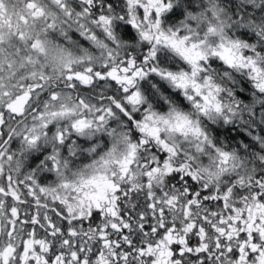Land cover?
Segmentation results:
<instances>
[{
	"label": "snow or ice",
	"instance_id": "obj_1",
	"mask_svg": "<svg viewBox=\"0 0 264 264\" xmlns=\"http://www.w3.org/2000/svg\"><path fill=\"white\" fill-rule=\"evenodd\" d=\"M82 2V10L73 12L66 0H0V18L20 16L24 27L30 29L31 20L41 28L26 33L18 26L27 60L21 59L19 72L13 63L0 73V264H264V176L242 172L235 185L221 183L223 173L241 167L236 157L217 149L207 166L194 163L193 155L181 153V142L189 141L196 153L211 146L196 119L176 108L163 115L143 108L144 98L136 90L138 79L156 73L184 90L196 113L219 114L228 105L218 99L222 89L200 76V62L216 56L247 70L264 92L259 63L264 57L241 55L249 45L224 36L214 4L215 21L203 14L191 17L207 25L199 35L187 25L186 34L161 28L159 16L170 7L165 0H126V15L117 18L127 19L150 45L138 61L122 55L124 45L112 33L110 11L90 15L98 0ZM64 23L99 55L84 49L75 57L66 52ZM97 29L106 38H98ZM53 31L64 38L57 45L63 70L50 79L40 61L47 57L46 36ZM213 36L219 43L210 46ZM161 46L178 54L191 72L161 69L155 63ZM100 81L114 82V91L97 92ZM138 110L143 111L139 119ZM116 115L134 122V140L107 127ZM54 121L68 125L58 131V142L69 131L105 132L112 144L78 171L66 172L67 165L53 154L49 159L58 165L57 181L41 186L33 172H21L22 162L9 145L19 138L21 151L35 148ZM169 174L181 178L173 183ZM184 176L198 186L186 183Z\"/></svg>",
	"mask_w": 264,
	"mask_h": 264
},
{
	"label": "trees",
	"instance_id": "obj_2",
	"mask_svg": "<svg viewBox=\"0 0 264 264\" xmlns=\"http://www.w3.org/2000/svg\"><path fill=\"white\" fill-rule=\"evenodd\" d=\"M98 2L103 13L110 11L113 17L111 30L117 40L124 45L122 55H130L142 61L148 46L142 42L139 43L134 34L120 26L118 22L117 17L123 14L122 0H98ZM105 4L108 5L107 8ZM212 4L219 11L224 36L249 45V49L243 50V55L254 53L256 56L264 57V0H212V3L210 0H173L171 11L160 18L161 27L172 28L181 22L194 27L198 24L191 17H199L201 14L215 21L216 18L211 16ZM198 27L200 31L206 30L207 25L201 22ZM155 63L161 69L173 73L184 69L175 55L165 50L157 52ZM259 63L264 66V60ZM205 70L214 82L222 85L220 99L224 103L233 105L236 112L230 116L227 123L219 121L211 124L212 131L209 135L212 145L224 152L237 151L238 153H241L240 148L245 146L247 164L253 170L251 175L264 176V160L261 159L264 157V93L253 90L256 99L252 103L250 80L245 73L228 68L216 56L207 57ZM106 87L109 88L107 91L104 89L98 92L111 94L114 91L111 83L108 82ZM136 90L148 102L154 103L155 98H159L184 108L181 98L170 90L167 83L150 72L137 81ZM136 116L139 117L137 113ZM126 124L130 125L129 122ZM177 179L180 178L174 175V180ZM187 182L194 188L198 186L190 177Z\"/></svg>",
	"mask_w": 264,
	"mask_h": 264
},
{
	"label": "flooded vegetation",
	"instance_id": "obj_3",
	"mask_svg": "<svg viewBox=\"0 0 264 264\" xmlns=\"http://www.w3.org/2000/svg\"><path fill=\"white\" fill-rule=\"evenodd\" d=\"M122 2L123 14L119 15L118 17H123L126 15V0H122ZM66 3L73 12H79L83 8L82 0H66ZM105 7L107 8L108 5L105 4ZM171 9L172 8H170L169 11H171ZM102 13V7L98 2L91 10L90 15H98ZM140 14L142 15V9L140 10ZM122 20L125 21L124 19H119V25L126 28L130 33L134 34L135 38H137L135 32L136 29L129 22H122ZM28 23L31 25L30 29L24 27L25 21L21 19L20 16L5 15L3 18H0V37H2L0 38V73L6 74L9 66L13 63H15L17 66V72L21 71V69H19V63L21 59L23 58L25 61L27 60V57L23 55L21 49H24L25 52H27L28 49L24 48V41L19 39L18 26L23 28L26 33L41 31L39 24H33L31 20H29ZM61 27L64 28V31L68 37V41L66 43L70 42L72 49H75L77 47V41L80 38L79 32L75 27L71 26L70 23H64L61 25ZM46 39L51 41L57 49V45L61 44L64 38L60 35L59 31H53L47 34ZM137 40L139 43L142 42L139 39ZM66 43H64L62 46L67 47ZM106 84L107 83L103 81L97 82L96 91L98 92L104 89L107 91L109 88L106 87ZM254 84L255 82L250 79V86L252 89L250 98H252L254 95L253 90L262 92L259 89H255ZM116 87L118 88V86ZM80 88L84 91H87V87L84 85H80ZM126 122H129L130 125L126 124ZM62 127L67 128L68 125L64 122L54 121L50 123L45 128V138L39 141L35 148L21 151L22 145L19 138L14 139L9 145L10 150L13 153H17L18 158L22 162L21 172H33L34 178L38 184H41V186H49L57 181V176L54 169L58 167V165H52V162L49 159V157H51L53 154H55L58 161L67 165V168L65 169L66 172L78 171L89 164L93 159L98 158V154L106 151L107 147H111L112 138L109 137L105 132H98L92 135H81L73 131H69L67 132L64 141L58 142L55 137ZM107 127L117 131L126 132L129 140H134V138L138 135V131L135 128L134 122H130L129 120H126L125 117L120 115L110 118ZM20 178L22 179L23 176L21 175ZM178 178L181 177L178 176ZM182 178L186 183H188L187 176ZM168 179L170 182H175L173 174H169ZM236 179V175H231L224 180L222 179L220 182L223 184H228L231 182L233 185H235ZM3 180L6 183L7 177L5 176ZM24 191L26 192L27 190L25 189ZM206 194H208L207 191L202 193V195ZM28 199L31 200L32 198L28 197ZM56 203L58 204V202ZM31 211H35L34 206Z\"/></svg>",
	"mask_w": 264,
	"mask_h": 264
},
{
	"label": "rangeland",
	"instance_id": "obj_4",
	"mask_svg": "<svg viewBox=\"0 0 264 264\" xmlns=\"http://www.w3.org/2000/svg\"><path fill=\"white\" fill-rule=\"evenodd\" d=\"M165 2H166V4L170 5V7H167L166 10L160 14L159 19H160V17L163 14H165L166 12H168L170 10V8L172 6V3H173V0H165ZM124 20L125 21L122 20V22H128L127 19H124ZM184 25L185 24L181 22L180 24H177L176 26H174L172 28H169V27H166V26L164 27V29L162 27L161 28L163 30H165V31L168 30V29L179 30V33L186 34V30L184 28ZM188 28L197 29V33L199 35H203V33L206 31L204 29L203 30L201 29V31H200L198 25L194 26V27H189L188 26ZM96 31L98 33H100V36L98 38H106V34L102 33V30L97 29ZM135 32H136V35H137V39L141 40L137 30H135ZM77 42H78L77 43V47L74 49L77 54H80V50L84 49V50H87L92 55H99V50L96 49L86 39H84V37L80 36V38L78 39ZM142 43L146 44L148 46V49H149L150 45L146 41H142ZM217 43H219V37L218 36H213V37L209 38L210 46H215V44H217ZM247 49H249V48H247ZM162 50H165L167 52H171L172 54H174L175 57L177 58V60L183 65V67H184L183 70L178 71V72H174V73H179V72L190 73L191 72V66L186 61H184L178 54H176L175 52H173V51H171L168 48L163 47V46H161L158 49V51H162ZM241 55L243 56V50H242ZM216 58L219 61H221L228 68L234 69L235 71H238V72L242 71V72L245 73V75L248 77L249 80L251 79V77L247 73V70H244V69L238 70L235 66L228 65L223 60H221L220 58H218V57H216ZM206 62H207V58H206V60L200 62V66H201L200 76L201 77H208L209 79H211L209 77V75L206 74V70H205V63ZM150 73H152V72H150ZM152 75H156V77H158L159 79H162L163 81H165L167 83V85L170 87V90L175 92L181 98V100L183 102V105H184V108H180L177 105H174V104H171V103H167L165 101L160 100L159 98H157V99L155 98V102L154 103H152V101L148 102L145 99V97L140 93L143 96L144 101H145V103H144V105L142 107L143 108L150 107L152 111L156 112L157 114H162V115L163 114H167L168 111L171 108H176L178 111H180V112H182L184 114H189L190 117H194L196 119V121L198 123V126L200 127L201 131L205 134V136L210 141H211V138H210L209 134L212 131L211 124L215 123V122H219V121L221 123H227L230 120V116L233 115L234 113H236L235 109L233 108V105L231 106L230 104L224 103L223 100L220 99V94L218 96V99H219L220 103L228 105V108L222 109L221 113H219V114H217L215 112H213V113H211L209 115H206L204 113H196L192 102L187 99V95L185 94L184 90L176 88L168 79L163 78L160 75H157L156 73H152ZM211 81L217 87L222 88V85L218 84L217 82H214L212 79H211ZM136 86H137V83H136ZM254 87H255V89H259V88L256 87V84H254ZM255 99L256 98L253 95V97L251 98V100H253L252 103L255 102L254 101ZM229 109H231V110H229ZM137 114L139 116L138 118H142L143 111H139L138 110ZM181 143L183 145L182 148H181V153L183 154L184 152H187L189 155H193L194 163H196L199 166H207L211 162L212 158L215 156L216 150L218 149L217 146H214L211 143V146L205 145V147L203 148V150L200 153H196L195 149L191 146V143L189 141H182ZM244 148H245V146H242L240 148L241 153H238L237 151H229V152H227L230 155H234L236 157V159L238 160V162L241 165V167L236 169V170H234V171L223 173L221 175L220 181L222 179L224 180L225 178H228L231 175H236V177L238 178L242 172H249L250 174L253 173V170L247 164L248 162L246 160L247 158H246L245 153H244Z\"/></svg>",
	"mask_w": 264,
	"mask_h": 264
},
{
	"label": "clouds",
	"instance_id": "obj_5",
	"mask_svg": "<svg viewBox=\"0 0 264 264\" xmlns=\"http://www.w3.org/2000/svg\"><path fill=\"white\" fill-rule=\"evenodd\" d=\"M65 51L71 52L73 57L78 55L72 48L69 49L66 47ZM60 56V51L55 48V45L51 41H48L47 57L46 59L42 57L40 62L46 63L47 67L45 74L50 79H54L55 77L59 76L61 74V71L63 70V64L61 63Z\"/></svg>",
	"mask_w": 264,
	"mask_h": 264
}]
</instances>
